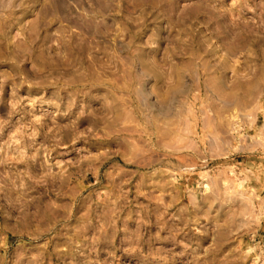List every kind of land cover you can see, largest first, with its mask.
Wrapping results in <instances>:
<instances>
[{
	"label": "rangeland",
	"instance_id": "374dc122",
	"mask_svg": "<svg viewBox=\"0 0 264 264\" xmlns=\"http://www.w3.org/2000/svg\"><path fill=\"white\" fill-rule=\"evenodd\" d=\"M0 264H264V0H0Z\"/></svg>",
	"mask_w": 264,
	"mask_h": 264
},
{
	"label": "bare ground",
	"instance_id": "6f19581e",
	"mask_svg": "<svg viewBox=\"0 0 264 264\" xmlns=\"http://www.w3.org/2000/svg\"><path fill=\"white\" fill-rule=\"evenodd\" d=\"M45 11V10H44ZM44 15H46V11L45 12H43V14H42V16H44ZM56 15V14H55ZM57 16H58V14H57ZM85 16V15H84ZM86 16H90V15H86ZM96 16H98L97 14H96ZM58 17H61L60 15L58 16ZM64 17L65 18H62L63 20H65V21H68L71 17H72V15H71V13H66L65 15H64ZM144 219V218H143Z\"/></svg>",
	"mask_w": 264,
	"mask_h": 264
}]
</instances>
